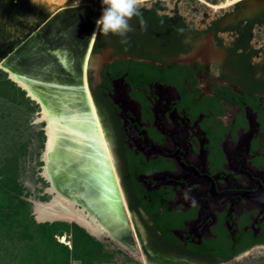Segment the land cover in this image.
I'll return each mask as SVG.
<instances>
[{
    "label": "flooded vegetation",
    "instance_id": "af4514ba",
    "mask_svg": "<svg viewBox=\"0 0 264 264\" xmlns=\"http://www.w3.org/2000/svg\"><path fill=\"white\" fill-rule=\"evenodd\" d=\"M96 1L34 4L45 43L79 67L86 58L135 234L121 226L119 238L150 264H222L264 246V195L217 198L196 173L217 193L264 186V0H145L146 30L134 17L128 45L93 37Z\"/></svg>",
    "mask_w": 264,
    "mask_h": 264
},
{
    "label": "bare ground",
    "instance_id": "6f19581e",
    "mask_svg": "<svg viewBox=\"0 0 264 264\" xmlns=\"http://www.w3.org/2000/svg\"><path fill=\"white\" fill-rule=\"evenodd\" d=\"M52 52L58 53V49ZM64 57H58L61 64H65ZM74 60L72 61L74 62ZM51 64L54 62L46 61L41 65L47 66V70H49ZM81 68V85L89 106L91 121L86 113H80L78 110L74 113L55 108L47 111L45 106H54V104H50L48 99L46 100L49 104L43 103L42 93L37 88L30 89L28 87L29 83L33 84L30 76L26 75L24 71L3 68L10 79L28 92L29 98L41 104L43 116L47 120L48 126L45 129L47 142L43 153L44 166L41 176L50 185L47 192L51 195V199L44 203L35 202V214L39 221L61 219L75 222L97 239L114 241L123 249L131 252L139 251L137 240L134 245H130L119 238V227L128 228L133 237L135 234L118 186L110 150L88 90L86 58ZM58 75L61 78L58 82L56 81L59 91L53 88L50 90L51 95L54 93V98L64 95V98L76 101V91H74L71 79L64 77L63 74ZM59 82L61 83L59 84ZM63 104L67 108L65 99ZM82 181H87L98 189L97 198L86 197L85 185ZM75 205H79L81 210H75ZM97 212L102 215L97 216ZM141 255L142 263L148 264L144 255L142 253Z\"/></svg>",
    "mask_w": 264,
    "mask_h": 264
},
{
    "label": "rangeland",
    "instance_id": "374dc122",
    "mask_svg": "<svg viewBox=\"0 0 264 264\" xmlns=\"http://www.w3.org/2000/svg\"><path fill=\"white\" fill-rule=\"evenodd\" d=\"M64 1L65 0H41V4H43L48 11L53 13L57 8L56 6L60 4L63 5L62 3ZM83 3H89L87 7H94L97 1L84 0ZM193 5L195 4L193 3ZM199 10L204 9L201 7ZM208 11L211 12L210 10ZM48 56L51 57L52 60L55 59L53 55ZM47 60V58L44 59L41 61V64L45 63ZM55 61L57 62V60ZM71 68L72 65L66 61L65 64L62 65V68H60L62 70L60 73L72 80V83L74 84V86H72L74 91H76V101L64 98V95H58L54 98V93H52L54 99L52 97H48L47 99L49 100L50 98V104H55L53 100L59 103H56L57 105L55 104L53 106L55 109L68 110L70 113H74L78 110L80 113H86L90 120L89 106L80 82L81 77L76 70L73 71ZM25 96H27V94ZM64 99L67 108L63 106ZM29 100L33 102L25 104L19 103L17 100H7L0 96V166L4 163L5 159L10 155L13 149L18 150L21 153L18 177V182L21 185L20 197L29 203L31 213L35 220L38 222H45L37 219L34 210V203H44L51 199V195L47 192L50 185L48 181L41 176L44 166L43 153L46 140L45 129L48 125L47 120L43 116V108L41 104L36 103L31 98H29ZM32 105L33 107L31 108ZM53 107L52 105L49 107L45 106V109L51 111L54 109ZM82 182L85 185L84 192L86 197H89L90 199L97 198L98 189L87 181ZM75 207L81 209L79 205H75ZM55 221H62L68 224L75 223L61 219ZM77 226L79 225L77 224ZM70 237L71 232L67 231L62 236H58L57 240L68 245V247H71ZM92 237L95 241L100 243V249L97 250L96 247L91 245L93 250L90 251L99 255L93 256L86 263L71 260L70 264H143L140 251L131 252L127 249H123L114 241L108 239L101 240L94 236ZM148 264L150 263L148 262ZM222 264H264V246L256 247Z\"/></svg>",
    "mask_w": 264,
    "mask_h": 264
},
{
    "label": "trees",
    "instance_id": "16d2710c",
    "mask_svg": "<svg viewBox=\"0 0 264 264\" xmlns=\"http://www.w3.org/2000/svg\"><path fill=\"white\" fill-rule=\"evenodd\" d=\"M25 95L0 69V96L19 103L33 102ZM20 154L13 149L0 166V264H70L71 260L86 263L99 255L90 250L91 245L99 250L100 243L77 224L35 220L29 203L20 197ZM67 231L71 232V247L57 240Z\"/></svg>",
    "mask_w": 264,
    "mask_h": 264
},
{
    "label": "water",
    "instance_id": "95a60500",
    "mask_svg": "<svg viewBox=\"0 0 264 264\" xmlns=\"http://www.w3.org/2000/svg\"><path fill=\"white\" fill-rule=\"evenodd\" d=\"M41 9L42 8L39 7V4H34L31 0H0V68L2 70H4L3 68H7L8 70H12V71H18V70L24 71L26 75L30 76L31 82L33 81V84L29 83L28 87L30 89L37 88V90H39L42 93L41 100L43 101V103H46L47 102L46 99L48 97H52L50 90H52L53 88L58 90V85L56 84V81L58 82L61 79L59 78L60 75L58 74H61L60 71L62 70L60 68H62L63 65V63L61 64L58 61V59L61 56H65L64 61L66 62V59H68V57L63 52H61L56 47V45H50L45 43L43 27L39 22V19L45 18V15L38 14V12L39 13L41 12ZM35 15L37 17H35ZM34 30L36 31L33 32ZM31 33L32 35H30L27 39H25V41H23L25 36ZM19 43H21V45H19ZM55 49H58V53L52 52ZM48 55H53L55 59L52 60V58L49 57ZM46 58L48 59L47 61L54 62V64H51V66L49 67V70H47L48 68L47 66L41 65V61H43ZM55 60H57V62ZM70 64L72 65L71 69L73 71L76 70L78 74L81 73V67H79V65H75L72 62H70ZM46 71L48 72V74H46L47 73ZM22 76L24 77V75ZM64 77H62V79H64ZM8 78L10 79L9 76ZM60 83L61 82H59V84ZM17 86L23 89L20 85L17 84ZM23 90L26 92L25 89ZM26 94H28V92H26ZM53 102L55 104L58 103L55 102L54 100ZM127 129L131 137L142 142L138 134L137 127L134 124L129 125ZM46 142H47V137L45 140V146H46ZM177 158L187 167L193 168L192 166H189L186 163H184L179 157ZM242 171L246 172L245 170ZM196 173L198 174L199 177L210 180L211 191L214 193V195L217 198L225 194H228L230 192L249 196V197L264 195V186L256 178L251 177V179L258 182L259 184V187L254 191L225 190L217 193L215 189L214 181L212 179H210L206 174L200 175L197 171ZM96 214L99 217L102 215L99 212H97ZM52 221L55 220H51L49 222Z\"/></svg>",
    "mask_w": 264,
    "mask_h": 264
},
{
    "label": "clouds",
    "instance_id": "9594fccd",
    "mask_svg": "<svg viewBox=\"0 0 264 264\" xmlns=\"http://www.w3.org/2000/svg\"><path fill=\"white\" fill-rule=\"evenodd\" d=\"M33 3H42L33 0ZM145 0H101V16L96 20L93 37L102 35L105 38L115 36L121 45L130 43L129 33L135 31L132 20L139 18L140 25L146 30L142 7Z\"/></svg>",
    "mask_w": 264,
    "mask_h": 264
}]
</instances>
